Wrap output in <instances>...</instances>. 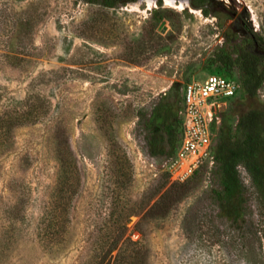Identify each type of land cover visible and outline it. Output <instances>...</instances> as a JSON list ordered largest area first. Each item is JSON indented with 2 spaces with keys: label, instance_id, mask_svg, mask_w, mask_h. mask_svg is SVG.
I'll use <instances>...</instances> for the list:
<instances>
[{
  "label": "rangeland",
  "instance_id": "374dc122",
  "mask_svg": "<svg viewBox=\"0 0 264 264\" xmlns=\"http://www.w3.org/2000/svg\"><path fill=\"white\" fill-rule=\"evenodd\" d=\"M148 1L0 0V96L49 101L45 118L16 129L0 156V264H114L118 237L140 243L135 264H264V204L244 169L261 242L219 217L209 167L172 183L140 122L162 95L182 99L185 84L225 74L216 55L240 48L242 36L228 30L242 12L264 37V0ZM227 76L239 82L236 67ZM61 161L80 178L62 193ZM54 223L58 235L42 242L39 227Z\"/></svg>",
  "mask_w": 264,
  "mask_h": 264
},
{
  "label": "trees",
  "instance_id": "16d2710c",
  "mask_svg": "<svg viewBox=\"0 0 264 264\" xmlns=\"http://www.w3.org/2000/svg\"><path fill=\"white\" fill-rule=\"evenodd\" d=\"M229 12L226 16L231 18ZM228 34L230 37L242 36L240 48L235 51L237 53L233 52L235 56L232 52H221L216 58L225 68V74L220 75L230 78L227 75L232 74L233 68L238 69L241 94L233 98L232 107L222 116L221 123L213 126L216 132L215 165L211 175H214L216 185L211 198L219 209V217L226 219L243 240L252 236L261 242V231L247 207L246 188L239 166L245 169L264 204V104L259 101V91L264 85V37L253 31L246 12L236 18ZM182 104L183 97H173L170 92L159 98L148 115H140L141 126L146 132L147 152L151 157L169 158L176 153L183 132L179 114ZM48 106L49 101L32 93L24 100L2 99L0 96V156L13 149L16 129L40 123ZM58 164L56 190L62 193L70 186L75 187L80 178L75 164L64 161ZM54 220L55 223L59 221ZM55 223L50 232L46 227H39L42 242H49V236L58 235L59 228ZM139 245L131 239L121 243L118 237L108 248L109 256L118 250L114 264H135L140 255Z\"/></svg>",
  "mask_w": 264,
  "mask_h": 264
},
{
  "label": "built area",
  "instance_id": "2783aa9c",
  "mask_svg": "<svg viewBox=\"0 0 264 264\" xmlns=\"http://www.w3.org/2000/svg\"><path fill=\"white\" fill-rule=\"evenodd\" d=\"M239 92V82L218 74L184 85L179 112L183 123L181 142L163 168L172 183L184 184L201 169H213L216 139L213 126H218L222 119L218 111ZM239 169L244 168L239 166Z\"/></svg>",
  "mask_w": 264,
  "mask_h": 264
},
{
  "label": "flooded vegetation",
  "instance_id": "af4514ba",
  "mask_svg": "<svg viewBox=\"0 0 264 264\" xmlns=\"http://www.w3.org/2000/svg\"><path fill=\"white\" fill-rule=\"evenodd\" d=\"M84 1L92 5L104 6V7H109L113 9H116V7L122 8V7L131 6L132 4L137 5V4H143L147 2V0H84ZM153 1H154V4H157V3L160 4L162 3L163 0H153ZM203 1L204 0H191V2L193 3L195 7H203L206 4L211 2V0H207V2L202 3Z\"/></svg>",
  "mask_w": 264,
  "mask_h": 264
},
{
  "label": "bare ground",
  "instance_id": "6f19581e",
  "mask_svg": "<svg viewBox=\"0 0 264 264\" xmlns=\"http://www.w3.org/2000/svg\"><path fill=\"white\" fill-rule=\"evenodd\" d=\"M152 0H149L148 2H151ZM186 2H189V1H187V0H185V1H182L181 3L183 4V5H185V3ZM151 3H153V2H151ZM178 2H177V0H165V4L166 5H168V6H171V7H173V6H177L178 4H177ZM181 4V5H182ZM187 4V3H186ZM150 5V4H149ZM177 7H179L180 9H182V7H180V6H177ZM189 7V6H188ZM195 13V12H194Z\"/></svg>",
  "mask_w": 264,
  "mask_h": 264
}]
</instances>
